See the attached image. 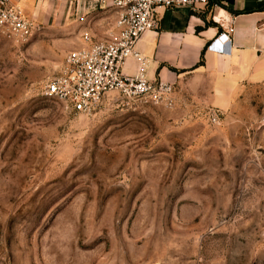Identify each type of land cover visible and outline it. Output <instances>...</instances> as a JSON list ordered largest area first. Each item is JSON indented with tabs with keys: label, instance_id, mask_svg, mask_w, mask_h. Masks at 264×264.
<instances>
[{
	"label": "rangeland",
	"instance_id": "rangeland-1",
	"mask_svg": "<svg viewBox=\"0 0 264 264\" xmlns=\"http://www.w3.org/2000/svg\"><path fill=\"white\" fill-rule=\"evenodd\" d=\"M76 32L0 35V264H264L262 76L71 113L42 91Z\"/></svg>",
	"mask_w": 264,
	"mask_h": 264
},
{
	"label": "crops",
	"instance_id": "crops-1",
	"mask_svg": "<svg viewBox=\"0 0 264 264\" xmlns=\"http://www.w3.org/2000/svg\"><path fill=\"white\" fill-rule=\"evenodd\" d=\"M9 2L22 11L35 29L55 33L77 29V41L70 50L89 44L80 41L84 35L89 36L84 37L89 42H99L92 38L106 40L116 19L114 10L109 5H101L99 0ZM219 4L225 8H218V3L210 0L197 11L188 7L155 9L153 28L136 45V50L147 60L148 80L168 84L175 92L187 78L205 77L213 81L216 94L222 98L235 93L243 82L258 81V75L264 81V4L255 0H234L232 6L225 2ZM80 19L85 26H79ZM228 23H232L234 32L227 53L208 51L209 42ZM134 68L135 63L129 59L123 73L130 75Z\"/></svg>",
	"mask_w": 264,
	"mask_h": 264
},
{
	"label": "built area",
	"instance_id": "built-area-1",
	"mask_svg": "<svg viewBox=\"0 0 264 264\" xmlns=\"http://www.w3.org/2000/svg\"><path fill=\"white\" fill-rule=\"evenodd\" d=\"M210 0H99L109 5L116 19L104 41L89 42L86 47L65 55L57 75L43 87L42 96L58 102L71 113L88 114L109 93L123 99L152 106L171 108L173 89L170 85L147 79V60L136 50L140 38L153 28V14L157 7L164 9L188 7L193 11L207 6ZM34 25L22 11L0 0V35L25 43L32 36ZM207 50L226 54L234 29L232 23L222 27ZM135 63L134 72L123 73L127 60Z\"/></svg>",
	"mask_w": 264,
	"mask_h": 264
},
{
	"label": "water",
	"instance_id": "water-1",
	"mask_svg": "<svg viewBox=\"0 0 264 264\" xmlns=\"http://www.w3.org/2000/svg\"><path fill=\"white\" fill-rule=\"evenodd\" d=\"M217 3L219 2H225L226 4L232 6L234 4V0H213ZM257 3L264 4V0H255Z\"/></svg>",
	"mask_w": 264,
	"mask_h": 264
},
{
	"label": "trees",
	"instance_id": "trees-1",
	"mask_svg": "<svg viewBox=\"0 0 264 264\" xmlns=\"http://www.w3.org/2000/svg\"><path fill=\"white\" fill-rule=\"evenodd\" d=\"M229 12H230V10H229ZM232 13H235V14H237L236 12H232Z\"/></svg>",
	"mask_w": 264,
	"mask_h": 264
}]
</instances>
